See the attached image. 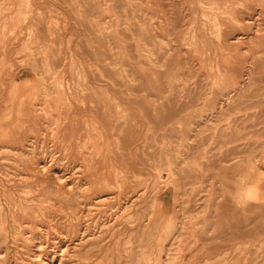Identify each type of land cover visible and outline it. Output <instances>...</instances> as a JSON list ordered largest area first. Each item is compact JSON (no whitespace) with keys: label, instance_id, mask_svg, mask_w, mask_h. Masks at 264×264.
I'll use <instances>...</instances> for the list:
<instances>
[{"label":"rangeland","instance_id":"1","mask_svg":"<svg viewBox=\"0 0 264 264\" xmlns=\"http://www.w3.org/2000/svg\"><path fill=\"white\" fill-rule=\"evenodd\" d=\"M263 12L264 0H0L3 114L21 82L46 125L45 108L56 117L61 106L50 92L84 89L111 133L91 128L93 140L127 167L133 197L118 188L96 204L98 259L85 261L88 243L84 261L65 264H264V193H245L246 167L264 159ZM15 157L0 147V164ZM19 253L0 246V264L31 260Z\"/></svg>","mask_w":264,"mask_h":264},{"label":"bare ground","instance_id":"2","mask_svg":"<svg viewBox=\"0 0 264 264\" xmlns=\"http://www.w3.org/2000/svg\"><path fill=\"white\" fill-rule=\"evenodd\" d=\"M199 1H202V0H199ZM254 11H257V10H254ZM243 13L241 12V14ZM245 14H248V13L245 12ZM205 19L203 21H205ZM29 20H30V17L28 21ZM192 28H194V26ZM234 41L236 40L234 39ZM20 70H22V68ZM53 71L57 72L58 71L57 67H56V70L54 69ZM2 76H3V71L1 70L0 71V97L3 95ZM255 77H258V76H255ZM202 79H204V77ZM47 86L51 87L52 84L47 85ZM14 87H15V90L20 88V91L17 93L16 97L10 99L12 103L10 112L3 114V110H1V106H0V147L3 146V147H9V148L15 149V154H16V157H15L16 159L14 158L16 160L15 162L8 163L9 161L7 160L8 161L7 163L0 164V246L4 248L17 249L18 252L20 251V253L18 254V259H21V260L31 259L30 261L28 260L27 264H62L63 261L70 262L72 259H76V260L82 259L83 260L82 257L84 256L82 255L78 256L77 250H79V248L82 246L84 248V245L89 243L88 244L89 248L88 250H86V252L87 253L89 252V254L85 256L86 258L84 257L85 261L87 259H98L99 255L97 251L95 252V249L97 247L95 248L93 245L94 243L97 242L93 238L94 237L93 235L97 232L96 228L99 226L98 221L100 219L99 218L100 209L98 208L96 204L100 203L101 200L107 197L106 195H104L103 198H100L101 192H104L108 194V197H111V196L116 195V194L114 195L111 190L119 188L120 190L118 189L119 191L116 192L118 195L119 194L128 195V199H130V195H131V193L126 192L127 191L126 189L129 188L128 186L131 185L129 184V176L127 172L126 163L124 162L125 163L124 164L121 158L120 159L121 163L118 164L117 166V163L115 162V159H114V154L109 153V152H112V150H108L107 148H105V145H99V143L105 144L106 138L108 137V135L111 134L110 130L105 128L103 123L100 120V119H104V116L102 113H101L102 116H98V114L96 115V113L100 111V108L96 106L95 108L94 107L88 108L89 106H84V104H86L88 101V99L87 101H84V98L87 97L86 95L88 93L87 91H85L84 89L82 90L72 89L68 91L66 87L62 88L60 86V88H58L59 93L50 92L49 93L50 97L48 99V103L52 107H53L52 102L58 103L60 101L61 106L57 109L58 116L56 117L53 116L52 111L44 107L46 111L45 114L48 115L49 118L55 119V121L50 120V122L48 120L49 124L46 125V123L43 124L45 120L42 117V111L38 110V106H37L38 100H36L38 98H34L33 100H31L29 97L32 89H29L27 92V95H24L25 91H23V89L25 88V83L21 82L18 85L15 84ZM6 92H9V90H7ZM59 94H63V96L58 97ZM216 94H218V92ZM177 97L179 98V96ZM103 100H105L104 102H107V99H105L104 96L101 97V101ZM103 104L104 106H107L106 103H103ZM223 108H224V105H223ZM156 109L161 110V107H157L155 108V110ZM223 113H225L224 110H223ZM251 115L249 117H251ZM257 118H258V115H257ZM85 120L87 121L85 122ZM121 123L120 125L124 124V122L122 124ZM91 128L92 130H95V128L98 129L97 134L99 136L103 135V137H106V138L102 139V141H100L99 139L98 141L93 140L92 133L90 132ZM85 136L91 137V139L85 138ZM195 137H198V136H195ZM246 171H247V167H246ZM115 174L116 176L117 174L119 175L118 179L117 178L115 179ZM245 181H246V177H245ZM246 190L249 196H251L250 198L254 197V194H252V191H254L255 188L254 187L249 188V186H247V182H246L245 193H246ZM132 195H131V198L133 197ZM142 197H141V194H138L136 197L134 196L133 199L139 200ZM115 198H118V197L115 196ZM140 201L138 202L140 203ZM115 212H116L115 209H113V211L111 209L110 214L108 215L107 221L113 220L112 216L115 215ZM139 220L141 221V219ZM259 222L260 221L258 220V224ZM114 224L115 223H113V225L109 226V228L107 229H105L104 228L105 226L102 225V227L104 226L103 228L106 231L103 233L102 236H105L107 232L111 231L112 227L115 226ZM129 228H132V227H129ZM118 233H120V231ZM100 238L101 237H99V239ZM121 238H124V237H121ZM111 242L113 243V240ZM97 245L103 246V243H100ZM105 246L106 248H109V244ZM20 249L27 250L28 252H30L31 255L28 254L27 256L24 257L23 253H25L24 252L25 250H23L22 252ZM114 251H117V249L114 248ZM82 252H85V250H83ZM122 253L124 254V252ZM116 254L118 253L116 252ZM8 260H11V259H7V261ZM64 262L63 264H65Z\"/></svg>","mask_w":264,"mask_h":264},{"label":"crops","instance_id":"3","mask_svg":"<svg viewBox=\"0 0 264 264\" xmlns=\"http://www.w3.org/2000/svg\"><path fill=\"white\" fill-rule=\"evenodd\" d=\"M250 185L255 188L256 196L255 198H248V200L254 201L257 198L259 199L262 193H264V159H259L249 164L247 169V186Z\"/></svg>","mask_w":264,"mask_h":264}]
</instances>
